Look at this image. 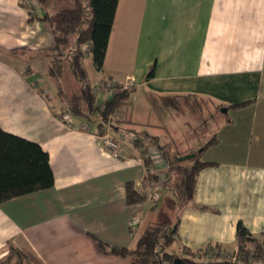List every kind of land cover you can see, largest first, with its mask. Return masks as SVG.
Instances as JSON below:
<instances>
[{"label": "crops", "instance_id": "1", "mask_svg": "<svg viewBox=\"0 0 264 264\" xmlns=\"http://www.w3.org/2000/svg\"><path fill=\"white\" fill-rule=\"evenodd\" d=\"M22 3L0 0V129L47 151L54 182L51 188L0 203V260L12 245L28 264H125L96 240L133 248L147 226L177 218V238L167 252L180 259L186 250L213 253L219 246L235 254L238 222L264 248V0H118L101 70L87 55L93 88L107 81L116 88L94 93L95 105L103 108L117 87L130 92L110 117L114 133L135 137L138 132L142 138L143 131L167 151L158 136L149 134L160 132L171 115L162 97L194 95L227 108L216 142L202 153L206 159L200 158L215 165L199 171L193 200L183 207L172 189L160 186L166 177L161 155L151 161L154 182L163 193L160 202L128 204V183L139 193L146 190L139 148L127 143L113 156L94 136L96 124L70 114L58 117L38 90L42 75L24 73L28 65L23 60L37 58L13 54L22 48L41 50L40 42L48 48L52 42L38 19L46 9L32 6L28 23ZM239 103L245 105L230 107ZM153 108L161 120L154 119ZM195 148L187 145L175 154ZM169 207L172 219L166 218Z\"/></svg>", "mask_w": 264, "mask_h": 264}, {"label": "trees", "instance_id": "2", "mask_svg": "<svg viewBox=\"0 0 264 264\" xmlns=\"http://www.w3.org/2000/svg\"><path fill=\"white\" fill-rule=\"evenodd\" d=\"M33 1L40 8L46 9L38 19L49 30L52 39L50 47L44 51L43 58L46 61L45 75L54 82L57 99L62 104L56 112L58 117L62 119L70 114L89 119L94 112H98L99 121L96 127L98 134L102 133L110 117L125 103L130 92L117 87L119 91L114 93L113 98L106 102L103 108L95 105L94 88L84 61L89 55L95 70L99 71L103 67L118 0H68L66 5L57 9H50L49 0ZM27 10L28 23H30L33 21V16L30 14L31 9ZM67 70L73 75L77 85L75 91L70 94L62 85ZM153 70L154 65L149 69L147 79L152 77ZM195 97L197 96H164L161 102L165 108L177 111L183 103L190 105L189 101ZM242 105L245 103L232 104L230 107ZM134 133L136 135L134 145L140 150L141 159L147 169V177L155 181L151 172V160L144 158L143 154L147 148H154L160 152L165 163L164 183L172 181L177 205L183 207L192 202L197 174L205 167L215 165L212 162L200 160L204 150L216 142L215 135L197 150L176 155L163 151V147L157 144V138L147 134L140 138L136 132ZM142 140L147 142V146L141 145ZM187 154H195V157L190 159V165H182L176 160L177 157ZM53 182L48 152L37 143L0 129V203L51 188ZM145 200V193H139L133 184L126 185L128 204H138ZM197 207L202 210H213L206 206ZM178 224L179 218L174 222L164 221L147 226L133 248L112 247L97 240L96 244L100 249L122 258L125 264H163L164 262L174 264V259L178 257L168 253L167 249L177 238ZM250 245L253 246L252 250ZM236 248L240 258L237 257L234 260H219V258L207 262L193 260L195 253L201 250H186L185 257L181 260L183 264H244L246 259L264 258V248L241 222H238L236 226ZM213 249L217 254L221 250L220 246ZM28 262L26 255L12 245L5 258L0 260V264H28Z\"/></svg>", "mask_w": 264, "mask_h": 264}, {"label": "rangeland", "instance_id": "3", "mask_svg": "<svg viewBox=\"0 0 264 264\" xmlns=\"http://www.w3.org/2000/svg\"><path fill=\"white\" fill-rule=\"evenodd\" d=\"M67 1L68 0H49L48 6L51 9H57V8L62 7L63 5H66ZM23 4H24V7H26V9H32V7L25 4L24 1H23ZM34 5L38 6L33 1V6ZM73 40H74V37H73ZM39 45L41 46L40 47L41 50L27 51V49L24 50V48H22L20 50L14 51L13 54L17 56L25 55V57L35 56L37 58V60L35 58L36 61H32V63L29 62V60H23V63L26 66L28 65L26 68H24L25 69L24 73L28 74L32 72V73L37 74L38 72L40 75H42L43 79L39 81V83L37 84L38 90L43 95H46V98L51 103V107L53 108V110L57 111L62 104L57 99L54 82L50 80L48 77H46L45 75L46 61L43 58V54L45 53L44 51L46 48L42 49V46L44 45V43L40 42ZM17 63L20 64L21 61L17 60ZM84 64H85V67L88 69L89 76L91 77L92 73L89 71L90 70V59L88 58V56L85 57ZM65 72H66L65 80L62 82V85H63V88L66 89V91L70 94L75 91V89L77 88V85L73 78V75H71L69 70ZM189 103L190 105L188 103H183L180 109L177 111H173L169 109L171 115L167 116V118L164 120V124L161 125V131L159 132V129H158L157 132H153L152 130H151V133L149 132L150 135L158 136L161 142L167 145V148H166L167 151L165 152L171 151L170 154H175V152L181 150L182 147L187 146V145H194L196 148L202 147L217 132V129L219 128L218 125L220 123H223L222 116L224 114H222L219 111L218 106L214 105L210 101L204 98L195 97L191 99ZM130 107L131 105L126 107L128 113L132 112ZM153 109L155 113V115H153L154 119L158 118L161 120V116L158 115L155 108ZM70 116L73 118H80L79 116H75V115H70ZM228 117L230 118V114L228 115ZM228 117L226 118L228 119ZM80 119H83L87 125L94 127L95 124L97 125L99 121V114L98 112H94L90 116L89 119L88 118H80ZM139 133L142 137L143 134L141 133H144V132L142 131ZM206 157H207V154L203 155L201 157V160L206 159ZM181 163L182 165H186V164L190 165L191 161L185 160V161H182ZM160 186L164 190L173 188L172 181H170L169 183H161ZM162 196H163V193H159V192L157 193V200L159 202ZM147 201L150 202L148 199ZM153 206L156 207L155 204ZM166 206L168 208L167 204ZM159 208L157 212H162L161 211L162 208L160 209ZM170 209L171 207H169V210L167 211L169 213H167L168 216H166V218L168 217L171 218L174 215V211L173 210L170 211ZM161 216H163L162 213L160 215H156V217H158L157 219H159V217ZM250 248L252 250L253 246L250 245ZM210 251L211 250L205 248L201 250L200 252H198L197 254L195 253V256H193L192 258L195 261H202V262L215 261L217 258H219V260H223V259L234 260V258H237V257L240 258V256L237 253H236L237 255H235L234 253L226 252L225 250H223V252L220 250L218 254L216 253V251L213 253H211ZM241 261H244V260H241ZM244 264H264V258L256 259L253 257L250 259H246L244 261Z\"/></svg>", "mask_w": 264, "mask_h": 264}, {"label": "built area", "instance_id": "4", "mask_svg": "<svg viewBox=\"0 0 264 264\" xmlns=\"http://www.w3.org/2000/svg\"><path fill=\"white\" fill-rule=\"evenodd\" d=\"M23 1L27 5L31 7L33 6V0H23ZM115 89L116 88L114 86V83L107 81V82L101 83L99 86H95L94 93L99 92V91H103V92L109 91V90L113 91ZM81 130L94 134L87 126H82ZM94 136L99 141L101 146L113 156L120 155L122 152L123 146L125 144L127 143L134 144L136 140L134 136H131L130 133L126 131H119L117 133H114L110 125H108V123L103 128L102 133L94 134ZM141 145L145 147L147 146V142L145 140H142ZM159 155H160V152L158 150L154 148H147V150L143 154V157L152 161L154 157H157ZM157 193H158V184H156L154 181L150 180L146 176V190H145L146 199H148L150 202H156ZM131 224L132 225L136 224V221L133 220Z\"/></svg>", "mask_w": 264, "mask_h": 264}, {"label": "water", "instance_id": "5", "mask_svg": "<svg viewBox=\"0 0 264 264\" xmlns=\"http://www.w3.org/2000/svg\"><path fill=\"white\" fill-rule=\"evenodd\" d=\"M219 111L221 113H227V108H220ZM200 151V150H199ZM195 157V154H187V155H184V156H180V157H177L176 160L178 162H182V161H185V160H190V159H193ZM174 264H183L182 263V260L180 258H175L174 261H173Z\"/></svg>", "mask_w": 264, "mask_h": 264}]
</instances>
